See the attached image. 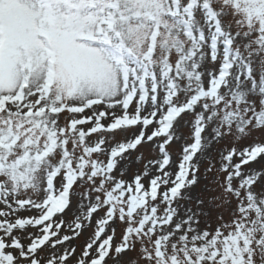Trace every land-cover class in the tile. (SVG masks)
<instances>
[{
	"label": "snow or ice",
	"instance_id": "snow-or-ice-1",
	"mask_svg": "<svg viewBox=\"0 0 264 264\" xmlns=\"http://www.w3.org/2000/svg\"><path fill=\"white\" fill-rule=\"evenodd\" d=\"M260 161L264 0H0V264H264Z\"/></svg>",
	"mask_w": 264,
	"mask_h": 264
},
{
	"label": "rangeland",
	"instance_id": "rangeland-1",
	"mask_svg": "<svg viewBox=\"0 0 264 264\" xmlns=\"http://www.w3.org/2000/svg\"><path fill=\"white\" fill-rule=\"evenodd\" d=\"M135 159V156H133V160ZM261 166H264V161H260V162H253L252 167L253 168H260ZM138 168V165L133 163L130 167V171H136ZM91 229L89 228L80 238H78L77 240H75L73 243L80 245L83 244V242L88 238V236L91 233Z\"/></svg>",
	"mask_w": 264,
	"mask_h": 264
},
{
	"label": "bare ground",
	"instance_id": "bare-ground-1",
	"mask_svg": "<svg viewBox=\"0 0 264 264\" xmlns=\"http://www.w3.org/2000/svg\"><path fill=\"white\" fill-rule=\"evenodd\" d=\"M131 167V166H130Z\"/></svg>",
	"mask_w": 264,
	"mask_h": 264
}]
</instances>
